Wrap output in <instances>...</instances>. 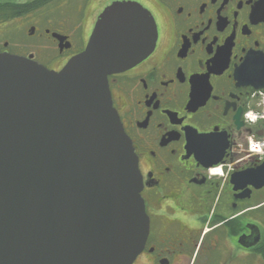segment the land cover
<instances>
[{"label": "flooded vegetation", "instance_id": "obj_1", "mask_svg": "<svg viewBox=\"0 0 264 264\" xmlns=\"http://www.w3.org/2000/svg\"><path fill=\"white\" fill-rule=\"evenodd\" d=\"M156 24L151 50L107 75L141 174L148 232L130 264H264V156L243 112L264 92V0H0V52L59 69L102 11ZM225 144L218 161L197 141Z\"/></svg>", "mask_w": 264, "mask_h": 264}, {"label": "water", "instance_id": "obj_2", "mask_svg": "<svg viewBox=\"0 0 264 264\" xmlns=\"http://www.w3.org/2000/svg\"><path fill=\"white\" fill-rule=\"evenodd\" d=\"M156 33L149 11L114 2L58 70L0 52V264H130L140 251L141 174L107 74L143 58ZM197 135L218 161L225 144Z\"/></svg>", "mask_w": 264, "mask_h": 264}, {"label": "built area", "instance_id": "obj_3", "mask_svg": "<svg viewBox=\"0 0 264 264\" xmlns=\"http://www.w3.org/2000/svg\"><path fill=\"white\" fill-rule=\"evenodd\" d=\"M246 118L250 121L261 120L262 135L259 137L251 138L248 143V149L251 152L264 154V107L260 111L248 110L245 113Z\"/></svg>", "mask_w": 264, "mask_h": 264}, {"label": "bare ground", "instance_id": "obj_4", "mask_svg": "<svg viewBox=\"0 0 264 264\" xmlns=\"http://www.w3.org/2000/svg\"><path fill=\"white\" fill-rule=\"evenodd\" d=\"M88 42V41H87ZM87 44V43H86ZM113 106V105H112ZM125 132V131H124Z\"/></svg>", "mask_w": 264, "mask_h": 264}]
</instances>
